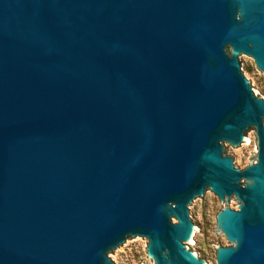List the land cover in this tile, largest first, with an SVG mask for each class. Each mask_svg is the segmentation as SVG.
<instances>
[{
  "label": "water",
  "instance_id": "obj_1",
  "mask_svg": "<svg viewBox=\"0 0 264 264\" xmlns=\"http://www.w3.org/2000/svg\"><path fill=\"white\" fill-rule=\"evenodd\" d=\"M264 0H0V264H264ZM258 155L244 170L230 149Z\"/></svg>",
  "mask_w": 264,
  "mask_h": 264
},
{
  "label": "rangeland",
  "instance_id": "obj_2",
  "mask_svg": "<svg viewBox=\"0 0 264 264\" xmlns=\"http://www.w3.org/2000/svg\"><path fill=\"white\" fill-rule=\"evenodd\" d=\"M244 61L253 88L257 95L264 99V74L257 69L252 58ZM257 155V137L245 151L230 149V157L233 158L235 164L241 166L242 170L256 162ZM224 207L226 204H222L215 196L210 197L209 203L200 201L197 206V225L202 229V233L200 240L189 247L205 259L208 264H217L216 249L218 246L232 245L226 239L221 238L217 231L216 216ZM147 246L148 242L143 239L119 252L113 262L115 264H153L147 255Z\"/></svg>",
  "mask_w": 264,
  "mask_h": 264
}]
</instances>
